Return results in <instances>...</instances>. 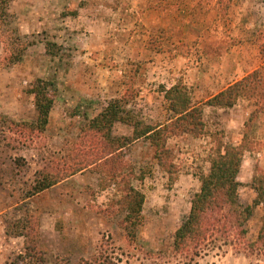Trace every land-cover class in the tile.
I'll use <instances>...</instances> for the list:
<instances>
[{
  "label": "rangeland",
  "instance_id": "obj_1",
  "mask_svg": "<svg viewBox=\"0 0 264 264\" xmlns=\"http://www.w3.org/2000/svg\"><path fill=\"white\" fill-rule=\"evenodd\" d=\"M222 1L10 3L0 28V264L19 261L26 247L37 253L27 264L77 262L100 253L122 264H264V250L248 246L259 232L262 206L248 221L245 239L217 240L195 258L174 249L175 232L200 189L198 175L210 168L215 143L207 135L169 139L175 180L147 139L126 149L127 172L146 197L134 236L124 228V213L108 211L119 196L116 185L91 167L28 196L38 171L76 148L82 127L111 99L129 94L128 107L159 124L172 114L162 86L182 81L199 103L205 100L199 93H218L264 63V0ZM190 64L197 65V75L187 72ZM38 78L49 81L55 102L46 130L30 135L16 122L37 119L29 90ZM233 116L213 110L205 119L235 143L250 115ZM254 132L264 138L263 123L258 128L256 121ZM114 133L131 135L132 127L118 122ZM257 165L264 168V147L245 156L239 176L244 204L256 196L250 184Z\"/></svg>",
  "mask_w": 264,
  "mask_h": 264
},
{
  "label": "trees",
  "instance_id": "obj_2",
  "mask_svg": "<svg viewBox=\"0 0 264 264\" xmlns=\"http://www.w3.org/2000/svg\"><path fill=\"white\" fill-rule=\"evenodd\" d=\"M13 0H0V28L9 15V5ZM223 3L224 1L221 0ZM47 52L50 43H47ZM25 49L22 50L24 52ZM264 53V45H261ZM22 54L18 58H22ZM134 78V77H133ZM48 80L38 78L30 88L34 95L37 119L25 121L23 130L30 135L44 132L49 124L55 95ZM168 102L171 117L163 123H147L129 108V94L113 98L108 104L81 129L80 142L76 148L61 157L51 159L36 175L34 184L29 188L28 196L40 193L60 181L89 167L103 174L117 187L119 196L108 210L111 214L124 213V228L134 236L144 221L143 208L145 194L137 189L127 172L126 149L140 139H147L155 148V158L159 166L175 180L177 177L174 163V150L169 139L176 135L189 134L193 137L209 136L215 143L210 157L208 172L200 173V189L194 194L191 208L177 228L174 236V249L177 253L191 258L199 257L209 250L217 240L247 238L248 221L257 207L262 206L261 226L255 240L248 246L264 250V168L256 166L251 188L256 196L251 204L241 201L242 181L239 174L247 151L260 150L264 142L257 139L254 126L259 114L264 112V63L242 78L230 83L205 102L195 103L188 86L178 81L171 87H161ZM130 96V95H129ZM133 96V94H132ZM246 99L253 106V112L245 123L243 135L238 143L225 140L224 130H212L205 119L206 105L232 108L239 100ZM121 122L132 127L131 135H116L114 126ZM106 211L107 213H109ZM36 257V248L26 247L14 264H27V257ZM44 257L41 256V261ZM58 264H122L117 258L107 254H96L92 258H82L77 262L65 261Z\"/></svg>",
  "mask_w": 264,
  "mask_h": 264
},
{
  "label": "crops",
  "instance_id": "obj_3",
  "mask_svg": "<svg viewBox=\"0 0 264 264\" xmlns=\"http://www.w3.org/2000/svg\"><path fill=\"white\" fill-rule=\"evenodd\" d=\"M169 68V69H168ZM187 68H188V70H187V72H189L190 74H193V73H196L195 75H197V65H187ZM163 69H166V72H168L169 71V75L171 74V72H170V67H168V65H167V67H163ZM192 94V98H194L195 97V95H197V93H191ZM199 94H202L201 96H203V97H205V100H203V101H201V102H205L207 99H209L210 97H212V96H214L215 94H217V93H199ZM201 102H199V103H201ZM54 107V106H53ZM237 107H241V109L240 110H238V109H236ZM253 109H254V106L248 101V100H246V99H241V100H239L238 101V103L234 106V107H232V108H221V107H216V106H210V105H206L205 106V109H204V114L205 115H207V113L208 112H210V111H216L217 110V112H222V111H226V110H230V111H232L234 114H235V116H233L234 118L233 119H235V118H239V117H243L244 118V116L246 117L247 116V118H248V116L250 115L251 116V114H252V112H253ZM249 119V118H248ZM247 119V120H248ZM246 120V119H245ZM263 121V122H262ZM245 123H246V121H244ZM245 123H243L244 124V127H245ZM257 123H258V128H259V125L260 124H262L263 123V125H264V112H261L260 114H259V118H258V120H257ZM210 125V124H209ZM242 135H243V133H242ZM242 135H241V137H242ZM227 136L225 135V138H226ZM241 137L239 138V140L237 141V142H235V143H238L239 141H240V139H241ZM257 139H259V140H263V142H264V138H262V137H260V136H257ZM253 151H247L246 152V154L247 153H252ZM246 154H245V156H246ZM259 155L260 156H263V153L262 152H260L259 153ZM245 159V158H244ZM243 166V165H242ZM241 171H242V169H241ZM241 173V172H240ZM239 176H240V174H239ZM255 198V197H254ZM260 207V206H259Z\"/></svg>",
  "mask_w": 264,
  "mask_h": 264
}]
</instances>
